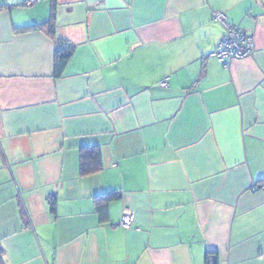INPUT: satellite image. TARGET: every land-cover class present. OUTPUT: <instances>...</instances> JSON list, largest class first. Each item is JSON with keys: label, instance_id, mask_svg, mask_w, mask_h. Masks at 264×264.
Wrapping results in <instances>:
<instances>
[{"label": "crops", "instance_id": "0c3cea01", "mask_svg": "<svg viewBox=\"0 0 264 264\" xmlns=\"http://www.w3.org/2000/svg\"><path fill=\"white\" fill-rule=\"evenodd\" d=\"M8 3L0 264H264V0ZM52 11L54 37L24 29ZM217 12L252 54L217 61ZM55 38L74 47L58 78ZM85 146L102 169L82 176Z\"/></svg>", "mask_w": 264, "mask_h": 264}, {"label": "trees", "instance_id": "16d2710c", "mask_svg": "<svg viewBox=\"0 0 264 264\" xmlns=\"http://www.w3.org/2000/svg\"><path fill=\"white\" fill-rule=\"evenodd\" d=\"M12 4H0V10L4 7H9ZM54 12L52 11L50 18L41 24L26 26L24 29L38 28L43 29L49 35L54 37ZM56 39V49L53 58V77H61L70 60L73 52V45L67 41ZM102 169V158L99 147L85 146L79 150V173L82 176L91 175L99 172ZM264 184V178L260 180ZM121 198V191L119 189L112 190L101 194L95 198V211L101 223L108 221L109 217V204ZM51 209L53 210L54 198H50ZM1 253V249H0Z\"/></svg>", "mask_w": 264, "mask_h": 264}, {"label": "built area", "instance_id": "2783aa9c", "mask_svg": "<svg viewBox=\"0 0 264 264\" xmlns=\"http://www.w3.org/2000/svg\"><path fill=\"white\" fill-rule=\"evenodd\" d=\"M36 1L38 0H27V3L33 4ZM214 16L224 26V34L212 52L217 61L222 65H226L231 60L241 59L252 54L254 51L252 37L244 34L243 30L237 25L228 23L225 20L224 14L217 12ZM160 83L161 85H166L165 79ZM132 223L133 216L131 214L125 213L122 215L120 225L123 228L129 229Z\"/></svg>", "mask_w": 264, "mask_h": 264}]
</instances>
